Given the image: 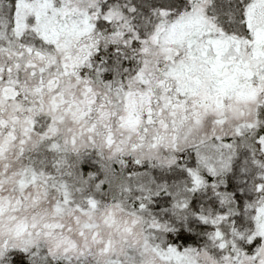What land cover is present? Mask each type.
<instances>
[{
    "label": "snow or ice",
    "instance_id": "obj_1",
    "mask_svg": "<svg viewBox=\"0 0 264 264\" xmlns=\"http://www.w3.org/2000/svg\"><path fill=\"white\" fill-rule=\"evenodd\" d=\"M0 264H264V0H0Z\"/></svg>",
    "mask_w": 264,
    "mask_h": 264
}]
</instances>
